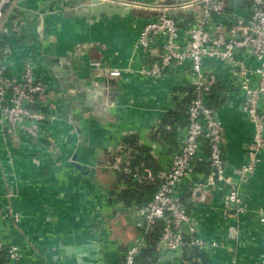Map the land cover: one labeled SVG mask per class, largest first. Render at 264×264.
I'll use <instances>...</instances> for the list:
<instances>
[{
    "label": "crops",
    "instance_id": "crops-1",
    "mask_svg": "<svg viewBox=\"0 0 264 264\" xmlns=\"http://www.w3.org/2000/svg\"><path fill=\"white\" fill-rule=\"evenodd\" d=\"M61 3L16 0L11 13L20 31L10 23L0 30V47L11 49L8 73L19 75L20 55L32 52L35 75L48 82L50 111L58 117L41 126L50 141L23 143L0 132L1 204L18 215L15 222L0 220V241L18 247L19 264H123L122 251L139 237V228L121 192L153 183L143 170L150 167L138 170V178H118L133 160L124 139L148 147L153 173L168 166L187 122L176 104L188 94L192 75L186 63L172 65L158 79L134 71L140 64L131 61L132 47L151 12L87 19L78 11L64 15L69 6ZM92 62L100 68L94 70ZM206 63L216 73L205 95L213 96L223 125L225 173L240 178L248 211L237 220L222 217L228 185L207 181V151L201 149L176 191L200 236L227 246L189 262L175 250H160L158 264H264V217L257 213L264 210V154L252 174L240 177L252 125L240 112L241 94L228 71ZM125 67L133 71L121 77L104 72ZM169 112L181 113L180 121L168 118ZM0 264L13 263L0 254Z\"/></svg>",
    "mask_w": 264,
    "mask_h": 264
},
{
    "label": "built area",
    "instance_id": "built-area-1",
    "mask_svg": "<svg viewBox=\"0 0 264 264\" xmlns=\"http://www.w3.org/2000/svg\"><path fill=\"white\" fill-rule=\"evenodd\" d=\"M98 1L121 5L132 11L151 12L143 19L132 47L131 61L137 60L140 64L135 72L158 79L172 65L186 63L192 75L189 80L191 90L176 104L187 121L177 137L178 148L171 154L168 166L155 173L149 168L143 169L151 181L158 183L151 200L145 205L127 207L135 218L139 237L123 249V264H146L140 260L142 249L150 247L146 235L159 222L162 227L155 246L154 264H158L157 254L164 249L177 251L182 260L189 262L193 256L226 248L222 241L200 236L197 222L178 195L176 185L189 177L198 152L204 148L209 165L207 181L217 180L228 185L222 201V217L237 220L248 211L238 187L240 178L225 173V135L217 109L208 106L203 96L210 83L216 80L215 68L206 61L220 63L241 94L240 112L252 125L251 140L238 170L242 178L252 174L264 154V0ZM14 4L16 0H0V30L10 23L14 31H20L21 23L13 19L11 13ZM10 54L9 45L0 47L1 135L23 143L43 137L50 141L41 126L58 117L50 111L48 82L35 75V57L30 51L20 55L21 73H8L6 64ZM92 65L94 70L100 68L99 62H92ZM132 71L131 67H125L105 69L104 72L110 77H121ZM122 170L133 178L139 177L138 170L129 165ZM2 205L0 195V220L17 221L18 215ZM257 213L260 218L264 217L263 209ZM0 251H5L6 258L13 264H19L20 252L15 244L0 241Z\"/></svg>",
    "mask_w": 264,
    "mask_h": 264
},
{
    "label": "trees",
    "instance_id": "trees-1",
    "mask_svg": "<svg viewBox=\"0 0 264 264\" xmlns=\"http://www.w3.org/2000/svg\"><path fill=\"white\" fill-rule=\"evenodd\" d=\"M162 1L165 2L166 0H162ZM145 14L148 15L150 13L145 12ZM190 90H191V88H190ZM203 99L208 106H210V107L215 106V103L212 102L213 96L204 95ZM166 116L168 118L173 116L174 120H177V121H180V119H181L179 117V116H181V113L178 114L177 112H169ZM124 143L127 144V147L129 149V153L132 155L133 160L131 161L130 167L133 170L137 169L140 172H143V170H142L143 167H150L151 169H153V165L151 164L152 159H151V156L149 155L148 147L139 145L130 137L125 138ZM141 163H143V165H140ZM124 174L125 175H123V173H121V172H118L117 173L118 178L119 179L124 178V179L128 180L129 177L127 175H129V174H126V173H124ZM125 176L128 178H126ZM134 184H137V183L134 182ZM150 184L151 183H149V185H139L138 186L139 190L126 189V190L122 191L121 192V196H122L121 198L124 201L125 205H127V206L128 205L130 206L132 204L145 205L148 201H150L154 192L157 189L158 183L153 182L151 185ZM161 227H162V224H161V222H159L146 235V240H147L150 247H147L146 249H142V254L140 257V260L145 261L146 264H154L153 259H154V255H155V246L157 245V242L159 239ZM0 254L3 256H6L5 251H0ZM196 254H198V253L196 252ZM200 256H202V255H200Z\"/></svg>",
    "mask_w": 264,
    "mask_h": 264
},
{
    "label": "water",
    "instance_id": "water-1",
    "mask_svg": "<svg viewBox=\"0 0 264 264\" xmlns=\"http://www.w3.org/2000/svg\"><path fill=\"white\" fill-rule=\"evenodd\" d=\"M61 4L67 6L68 9L64 11V15L70 16L75 14L77 11L79 15L90 19V17H101L102 15H125L131 13L127 7L116 5L108 2L100 3L98 0H61ZM240 2V0H238ZM72 8V9H69ZM170 14H175L174 12L170 11ZM2 33L4 30L1 31Z\"/></svg>",
    "mask_w": 264,
    "mask_h": 264
}]
</instances>
